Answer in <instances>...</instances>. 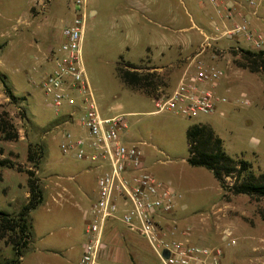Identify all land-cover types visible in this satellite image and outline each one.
<instances>
[{
  "label": "rangeland",
  "instance_id": "obj_1",
  "mask_svg": "<svg viewBox=\"0 0 264 264\" xmlns=\"http://www.w3.org/2000/svg\"><path fill=\"white\" fill-rule=\"evenodd\" d=\"M197 4L206 13L211 6L207 0H83L81 64L99 112L123 117L129 143L142 152L146 172L175 193L174 224L177 230L190 228L188 237L176 234V239L221 247L220 264H264V202L222 192L210 172L185 163V131L198 124L213 131L225 154L248 162L254 174L264 171L262 81L260 75L236 68L230 53L234 48L252 50L251 46L238 37L219 39L203 51L207 65L217 63L223 74L233 72L236 79L231 86H240L232 91L217 89L225 102L217 103L209 115L187 118L171 111L155 112L152 98L129 90L114 71L122 61L155 71L162 79L155 97L168 93L203 44L204 35H212L211 20L205 28ZM220 14L214 11L215 22ZM246 14L248 27L262 35L264 50V8L256 16ZM72 18L71 0H0V76L13 95L23 98L11 104L0 101V111L7 114L18 136L0 142V159H9L20 170L32 169L27 146L43 151L32 169L42 201L27 216L31 238L21 250L19 264H77L84 243L83 213L95 200L99 171L94 164L62 155L58 149L64 131H77L78 113L73 115V126L66 124L60 116L68 108L55 114L39 87L51 68L49 58L57 54L61 29ZM240 93L248 105L236 103ZM1 178L0 212L14 216L26 202V177L2 169ZM120 224L115 221L112 226L123 229L119 232L124 239L126 234V245L137 257L126 253L121 264H161L141 236ZM224 230L231 232L236 245L226 244ZM11 257L10 243L0 238V263Z\"/></svg>",
  "mask_w": 264,
  "mask_h": 264
},
{
  "label": "built area",
  "instance_id": "obj_2",
  "mask_svg": "<svg viewBox=\"0 0 264 264\" xmlns=\"http://www.w3.org/2000/svg\"><path fill=\"white\" fill-rule=\"evenodd\" d=\"M221 1L207 0L216 7ZM244 7L256 16L258 9L264 8V0H244ZM71 9L73 18L61 29L57 54L49 58L51 68L41 78L39 87L55 114L68 108L60 116L66 124L73 126V115L78 113L77 131L61 134L60 153L92 163L99 171L95 179V200L83 213L84 243L77 264H107L99 255L105 248L103 230L109 221H118L128 231L141 236L161 264H220L221 247L197 246L176 239V234L188 237L190 228L177 230L174 224L175 193L146 172L142 152L129 143L123 117H107L99 112L80 60L83 0H71ZM225 13L227 18L233 15L229 8ZM239 17L240 22L221 28L212 26V35H204L203 44L188 59L175 86L168 93L152 98L155 112L171 111L189 118L212 114L217 103L225 102V98L214 92L223 72L204 64L200 55L219 39L238 37L252 50H259L262 35L248 27L245 16L239 14ZM237 100L239 105L249 104L244 94ZM231 236L229 230L222 232L226 244L234 246L236 242ZM163 251L167 252L166 258L161 256Z\"/></svg>",
  "mask_w": 264,
  "mask_h": 264
},
{
  "label": "trees",
  "instance_id": "obj_3",
  "mask_svg": "<svg viewBox=\"0 0 264 264\" xmlns=\"http://www.w3.org/2000/svg\"><path fill=\"white\" fill-rule=\"evenodd\" d=\"M234 57L233 65L250 74L260 75L262 81V93L264 94V50H249L242 48L230 49ZM121 60V57H119ZM150 69L124 62L117 63L114 71L121 83L131 91L139 92L146 97L156 96V90L162 85L161 77ZM0 83L4 97L8 103L22 101L23 98L15 97L11 89L5 84V79L0 76ZM17 132L7 119V114L0 111V142H9L17 139ZM187 158L185 163L192 168H202L212 175L219 189L231 196L243 195L256 201L264 202V171L254 174L251 165L242 160L234 159L222 149L221 140L213 131L204 126L194 124L185 131ZM42 148L27 146L26 159L32 164V169L37 167L42 157ZM1 154V152H0ZM9 169L17 173H24L27 198L19 211L14 216L0 212V238L6 239L11 245L12 257L0 264H19L18 259L21 250L24 249L31 238L27 216L42 201L37 180L32 169L20 170L9 159H0L1 170ZM225 200L228 196H224Z\"/></svg>",
  "mask_w": 264,
  "mask_h": 264
},
{
  "label": "crops",
  "instance_id": "obj_4",
  "mask_svg": "<svg viewBox=\"0 0 264 264\" xmlns=\"http://www.w3.org/2000/svg\"><path fill=\"white\" fill-rule=\"evenodd\" d=\"M243 2H244L243 0H222L219 3L218 7H215L214 5L209 3L211 6L207 8L208 9L207 13L202 10V7H201L202 4H197L198 6H200V8L198 10L201 9L200 11L202 12V16L204 17L203 19L205 20V23L203 24L204 27L207 28V25H208L207 22L208 21L210 22V20H211L210 23H212L211 24L212 26H215L214 24L216 22H220L219 26H217V27L221 28V27H227L231 23L237 22V21H235V19H239V14L247 17ZM204 8H206V7H204ZM227 8H229L233 12V15L228 17V18L226 17V13H225V10ZM216 9L219 10L221 14L217 17L218 18L217 20H219V21L215 22L216 17H214V11ZM260 9H263V8H260ZM200 59L204 62V64H208L206 55L201 54ZM216 65H217L216 66L217 68L220 67L217 63H216ZM235 77L236 76L233 72L229 73V74L228 73L223 74V77L221 78V80L217 84V87L215 88L214 92H216L217 89H219V88H225V90L232 91L233 87H235L236 90H238V88L240 86L239 87L238 86H231L232 83L236 79ZM1 89H2V87H1V83H0V101H1V99H3L2 101H6V98L2 95ZM243 93L245 94V92H243ZM240 94H242V93H240ZM175 220H176V216H175ZM114 222L110 223V221H109L104 227L103 240L105 243V248L103 250H101V253L99 255V259L102 262H105L107 264H121L124 261H126V258H125L126 253L131 255L130 258L134 257L136 259L137 257H136L135 251L131 250L129 245L128 246L126 245L127 244L126 234H125V239H124L122 232L121 233L119 232V230H123V229H121V228L118 229L115 226H112L114 224ZM125 230H127V229H125ZM119 240H121V242H122V244H124V246H122L120 244ZM124 247H125V249H124Z\"/></svg>",
  "mask_w": 264,
  "mask_h": 264
},
{
  "label": "water",
  "instance_id": "obj_5",
  "mask_svg": "<svg viewBox=\"0 0 264 264\" xmlns=\"http://www.w3.org/2000/svg\"><path fill=\"white\" fill-rule=\"evenodd\" d=\"M161 256H162L163 258H166V257H167V252H166V251H163L162 254H161Z\"/></svg>",
  "mask_w": 264,
  "mask_h": 264
}]
</instances>
